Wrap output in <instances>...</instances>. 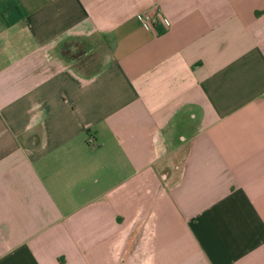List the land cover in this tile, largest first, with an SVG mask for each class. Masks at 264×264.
Instances as JSON below:
<instances>
[{
    "label": "crops",
    "instance_id": "1",
    "mask_svg": "<svg viewBox=\"0 0 264 264\" xmlns=\"http://www.w3.org/2000/svg\"><path fill=\"white\" fill-rule=\"evenodd\" d=\"M0 264H264V0H0Z\"/></svg>",
    "mask_w": 264,
    "mask_h": 264
},
{
    "label": "built area",
    "instance_id": "2",
    "mask_svg": "<svg viewBox=\"0 0 264 264\" xmlns=\"http://www.w3.org/2000/svg\"><path fill=\"white\" fill-rule=\"evenodd\" d=\"M139 20L145 28L153 29L154 23L162 22L166 27L168 24L164 21V17L159 12L145 11L138 15Z\"/></svg>",
    "mask_w": 264,
    "mask_h": 264
},
{
    "label": "trees",
    "instance_id": "3",
    "mask_svg": "<svg viewBox=\"0 0 264 264\" xmlns=\"http://www.w3.org/2000/svg\"><path fill=\"white\" fill-rule=\"evenodd\" d=\"M60 47H61V50L63 51L65 49V47H66V42H62Z\"/></svg>",
    "mask_w": 264,
    "mask_h": 264
}]
</instances>
